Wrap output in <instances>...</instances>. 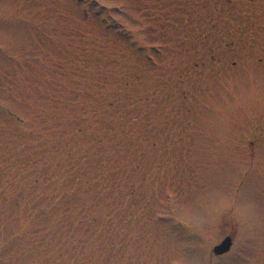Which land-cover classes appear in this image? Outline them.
I'll return each instance as SVG.
<instances>
[{
	"label": "rangeland",
	"instance_id": "374dc122",
	"mask_svg": "<svg viewBox=\"0 0 264 264\" xmlns=\"http://www.w3.org/2000/svg\"><path fill=\"white\" fill-rule=\"evenodd\" d=\"M0 264H264V0H0Z\"/></svg>",
	"mask_w": 264,
	"mask_h": 264
},
{
	"label": "water",
	"instance_id": "95a60500",
	"mask_svg": "<svg viewBox=\"0 0 264 264\" xmlns=\"http://www.w3.org/2000/svg\"><path fill=\"white\" fill-rule=\"evenodd\" d=\"M232 245V238L230 236H226L218 245L213 247V254L215 255H223L229 252Z\"/></svg>",
	"mask_w": 264,
	"mask_h": 264
},
{
	"label": "trees",
	"instance_id": "16d2710c",
	"mask_svg": "<svg viewBox=\"0 0 264 264\" xmlns=\"http://www.w3.org/2000/svg\"><path fill=\"white\" fill-rule=\"evenodd\" d=\"M97 142H98V141H97ZM98 149H99V148H98ZM72 151H73V149L70 148V149L68 150V154H69V152H72ZM73 152H74V151H73ZM71 196L74 198V196L77 197L78 194H76V193H70L69 197H71ZM75 201H76V198H75ZM69 212H70V211H69ZM78 223H79L80 225H82L80 221H78ZM85 224H86V223H85Z\"/></svg>",
	"mask_w": 264,
	"mask_h": 264
}]
</instances>
